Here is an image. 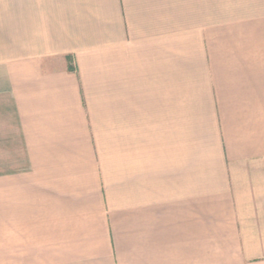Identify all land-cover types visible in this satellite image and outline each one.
I'll list each match as a JSON object with an SVG mask.
<instances>
[{"label":"crops","instance_id":"crops-1","mask_svg":"<svg viewBox=\"0 0 264 264\" xmlns=\"http://www.w3.org/2000/svg\"><path fill=\"white\" fill-rule=\"evenodd\" d=\"M0 264H264V0H0Z\"/></svg>","mask_w":264,"mask_h":264}]
</instances>
